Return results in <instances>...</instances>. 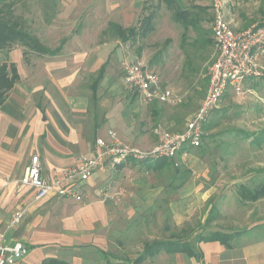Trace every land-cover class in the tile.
I'll return each instance as SVG.
<instances>
[{
    "label": "crops",
    "instance_id": "crops-1",
    "mask_svg": "<svg viewBox=\"0 0 264 264\" xmlns=\"http://www.w3.org/2000/svg\"><path fill=\"white\" fill-rule=\"evenodd\" d=\"M110 1L114 3L113 18L106 29L114 39L103 45L90 41L88 36L83 39L84 36L72 37L69 33L50 46L33 34L46 47L58 48V51L42 53L17 42L0 49V65L5 64L6 76H16L11 87L0 94V245L21 242L28 248L25 255L11 264L123 262L119 254L107 248L112 243L107 232L110 224L132 203V197L137 199V195L132 192L128 198L130 202L122 201V208H116L108 199H98V187L109 178L122 181V175L128 174L127 166L138 164L136 161L127 160L115 172L94 173L82 185L81 200L61 198L50 192L45 198L34 201V190L21 182L32 154L38 155L41 175L48 178L75 165L78 154H89L96 137H107L108 130L139 146H149L156 139L153 126L161 125L154 121L159 112L138 92L128 89L119 68L124 58H138V55L133 56L135 40L122 41L109 29L110 23L124 28L138 25L151 0ZM172 1L175 6L199 15L200 25L204 20L200 14L203 11L193 6H206L210 11L212 3V0ZM164 4L165 0H157L152 9L155 11ZM231 9L228 12L225 6L226 18L232 24L234 13ZM210 29H205L207 34H211ZM70 35L72 38L68 39ZM120 42H124V49L118 45ZM139 62L146 66L142 60ZM158 107H161L159 102ZM163 120L167 122L168 119L163 117ZM161 190L162 186L157 188ZM151 193L148 188L140 193L148 205L154 204L153 200L149 202ZM181 198L171 201L170 205L181 203ZM18 210H24L21 220L10 226V219ZM238 239L232 240L229 246L218 241L200 242L203 257L199 260L187 258L182 253L170 256L181 260L182 264H251L252 258L256 261L255 246H243L238 252L239 247L234 243ZM164 255L169 254L162 252L155 257ZM245 258L246 263H237Z\"/></svg>",
    "mask_w": 264,
    "mask_h": 264
},
{
    "label": "rangeland",
    "instance_id": "rangeland-1",
    "mask_svg": "<svg viewBox=\"0 0 264 264\" xmlns=\"http://www.w3.org/2000/svg\"><path fill=\"white\" fill-rule=\"evenodd\" d=\"M113 4L110 0H17L10 7L12 12L8 18H18L22 29L38 35L46 45H55L69 33L73 34L72 37L84 36L83 39L88 36L90 41L103 45L114 39L106 29L108 21L113 18ZM155 4L157 0H151L145 13ZM225 6L228 12L231 7L234 13L233 23L228 20L233 28L242 30L264 22V0H225L223 13L226 18ZM7 9L8 6H4L5 14ZM172 12L167 4L155 10L153 31L137 38L136 47L133 46V56L138 55L139 59H123L142 60L181 99L177 104L159 102L160 108L158 101L156 106L151 103L155 100L149 103L152 109L155 106L159 112L154 121L161 125L153 126L154 143L136 145L141 148H150L158 142L160 134L155 132L157 128L171 133L184 127L206 92L207 67L215 57L214 44L194 43L198 32L192 27L185 29L181 22L172 21ZM200 14L204 19L201 26L210 29L211 11ZM55 27L61 29L57 31ZM103 29L106 31L101 33ZM209 33L207 37L211 35ZM72 37L70 35L68 39ZM119 44L125 48L124 42ZM263 58L261 62L264 65ZM123 60L119 63L120 71ZM243 86L242 95L227 88L209 115L205 123L210 122L211 127L203 132L202 151L189 147L186 155L174 158L179 172L172 167L154 171L132 163L127 166L128 174L122 175V181L109 178L99 185L98 199H108L116 208H122V201H128L132 192L137 195V199L131 196L132 203L110 224L107 232L112 242L107 247L109 251L119 254L120 259L130 264L129 261L140 252L143 241L169 237L171 232L180 233L181 228L199 230L209 208L215 205L218 214L207 229L234 231L246 228L247 233L234 242L235 246L241 252L243 246L253 244L257 260L252 258L250 263L264 264V197L243 202L237 195L238 184L254 187L264 179V144L257 146L251 142L252 136H244L245 132L264 129V78H249ZM163 117L168 119L167 122ZM181 175L186 177L183 183ZM160 186L162 190L157 191ZM145 188L148 192L152 191L148 197L149 202L153 200L154 204L148 205L143 200L144 196L140 193ZM118 192L121 194L116 195ZM180 196L181 203L170 205ZM246 261L245 258L237 260V263ZM181 262L173 256L164 255L147 261V264Z\"/></svg>",
    "mask_w": 264,
    "mask_h": 264
},
{
    "label": "built area",
    "instance_id": "built-area-1",
    "mask_svg": "<svg viewBox=\"0 0 264 264\" xmlns=\"http://www.w3.org/2000/svg\"><path fill=\"white\" fill-rule=\"evenodd\" d=\"M225 0H212L211 36L215 48V57L207 67L206 92L199 105L186 120L181 130L162 131L157 128L160 137L150 148H141L122 140L115 131L108 130L107 137H96L89 154L77 155V163L55 172L51 177L41 175V162L37 154H32L24 169L21 182L34 190V200L45 198L50 192L58 197L75 200L83 198L82 185L94 173H111L129 159L145 160L148 158H175L183 146L197 147L201 143L203 125L209 118L218 101L227 88H232L237 95L244 92L243 83L248 78H264V22L238 30L231 27L225 18L223 5ZM123 80L131 91L139 93L146 102L153 100L177 104L180 97L165 86L159 75L139 61L121 62ZM187 150L181 154L186 155ZM121 194L118 192L116 195ZM24 210L16 211L10 226L16 225ZM28 248L21 242L13 245H0V264H11L16 258L25 255Z\"/></svg>",
    "mask_w": 264,
    "mask_h": 264
},
{
    "label": "trees",
    "instance_id": "trees-1",
    "mask_svg": "<svg viewBox=\"0 0 264 264\" xmlns=\"http://www.w3.org/2000/svg\"><path fill=\"white\" fill-rule=\"evenodd\" d=\"M17 0H0V49L5 48L12 43L20 42L23 45L33 48L38 52L54 54L58 51V48L50 49L46 47L35 35L29 33L28 31L22 29L19 25L18 18H8L11 14L10 7ZM166 4L173 9L172 18L176 22H181L185 29L192 27L198 32L197 37L193 40L194 43L203 42L204 44H213L212 38L207 37L206 30L200 25L201 17L197 14H193L191 11L179 8L173 4L172 0H165ZM4 6H8L7 14L3 11ZM3 7V8H2ZM201 11H206L208 7L196 4L193 6ZM155 11L154 9L148 11L142 16L138 25L122 27L119 24L110 23L109 29L117 33L122 41H128L133 38L135 41L137 38H143L147 34L153 31L154 26L152 21L154 19ZM11 16V15H10ZM211 31V29H210ZM185 35H182L184 40ZM101 71V75H102ZM6 66L5 64L0 65V94L3 90L11 87L12 82L16 79V76L8 78L6 76ZM249 80V78L247 79ZM208 79L205 78L207 83ZM4 92V91H3ZM153 105H157L156 101H153ZM211 123L207 122L203 125V132L210 129ZM203 136V135H202ZM245 137L252 136L251 142L257 146L264 144V129L259 131L245 132ZM190 146H183L178 155L180 156L184 150H188ZM201 149L202 146H197ZM177 155V156H178ZM138 164L144 166L147 169L161 170L165 167H172L174 171L179 172L180 168L178 164H174V158L159 157V158H148L145 160H134ZM123 164V163H122ZM121 164V165H122ZM119 165V168L121 167ZM174 165V166H173ZM181 183H183L186 177H180ZM238 198L243 202H253L264 197V179L261 180L256 186L250 187L244 183L238 184L237 187ZM218 214V209L215 205H211L208 214L206 215L203 224L200 225L199 230L181 228L180 233L171 232L169 237L166 238H155L152 240L144 241L142 248L137 256H135L130 264H146V261L154 258L158 254L164 252L169 255H174L175 253H182L185 257H194L199 260L203 257V252L199 247L200 242L207 241H218L223 245H231V241L240 238L243 234L247 233L246 228H242L234 231H223L221 229H207L208 224L213 221V217ZM101 253L106 254L104 251ZM107 264H127L126 262H111L107 260Z\"/></svg>",
    "mask_w": 264,
    "mask_h": 264
}]
</instances>
